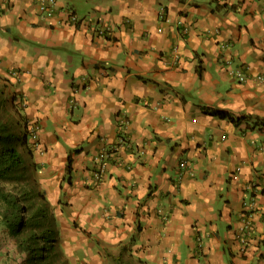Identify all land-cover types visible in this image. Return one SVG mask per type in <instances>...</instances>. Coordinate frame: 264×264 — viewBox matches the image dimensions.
<instances>
[{"label": "crops", "instance_id": "obj_1", "mask_svg": "<svg viewBox=\"0 0 264 264\" xmlns=\"http://www.w3.org/2000/svg\"><path fill=\"white\" fill-rule=\"evenodd\" d=\"M10 94L68 253L264 264V0H0ZM3 227L0 264H15Z\"/></svg>", "mask_w": 264, "mask_h": 264}, {"label": "trees", "instance_id": "obj_2", "mask_svg": "<svg viewBox=\"0 0 264 264\" xmlns=\"http://www.w3.org/2000/svg\"><path fill=\"white\" fill-rule=\"evenodd\" d=\"M8 100L0 97L1 222L15 239L16 249L25 253L28 264H66L63 232L56 214L45 192L36 187L33 180L30 181V174L24 167L18 144L21 108L16 107V98L8 107ZM215 114L235 119L224 110H217ZM28 127L25 123V135L30 133ZM113 257L116 264H133L121 252Z\"/></svg>", "mask_w": 264, "mask_h": 264}, {"label": "rangeland", "instance_id": "obj_3", "mask_svg": "<svg viewBox=\"0 0 264 264\" xmlns=\"http://www.w3.org/2000/svg\"><path fill=\"white\" fill-rule=\"evenodd\" d=\"M10 96H12V94H10V95H7L5 98H9V100H8V102H9V104H8V107H10V104L12 103V99H13V97H10ZM31 177V176H30ZM32 180H34L33 178H31V180L30 181H32ZM34 182V181H33ZM11 190H13V186H11ZM3 229V232H4V234L5 235H8L9 236V238H10V240H11V243L13 244V246H12V252H14L16 255L13 257V261H15V264H28L26 261H25V253H23V252H19L18 251V248L16 249V246H15V239L14 238H12L10 235H9V233L7 232V230H6V228L5 227H3L2 228ZM64 231H65V229H63ZM8 233V234H7ZM64 233V232H63ZM66 234H70V233H65V235ZM64 236V235H63ZM64 240L62 239V242H63ZM11 244V245H12ZM4 247H6L5 245H3ZM65 246V245H64ZM87 247L86 248H88V244L86 245ZM10 247V246H9ZM3 248V247H2ZM64 250H65V252H64V257L63 258H65V260H66V264H116V261H114L113 260V255L115 256H117L118 255V253L117 252H119V251H117L116 252V249L115 248H113L112 249V251H113V254L111 253V254H109V255H111L110 256V258L109 259H107V260H103L102 262H99L98 260H95V261H91L90 260V258H89V253H85L84 252V254L82 253V252H79V250H78V252H75V253H73V255H71L70 256V253H68V251H66V249L64 248ZM109 251V250H108ZM116 252V253H115ZM69 256V257H68ZM71 259V260H70ZM133 264H137L136 262H133Z\"/></svg>", "mask_w": 264, "mask_h": 264}, {"label": "built area", "instance_id": "obj_4", "mask_svg": "<svg viewBox=\"0 0 264 264\" xmlns=\"http://www.w3.org/2000/svg\"><path fill=\"white\" fill-rule=\"evenodd\" d=\"M52 3L55 2V0H51ZM77 20L78 16L76 14L72 15V20ZM179 22H182L181 20H179ZM105 31V29H101L100 33H103ZM228 44H226L227 46ZM225 63H227V66L229 65L230 70L229 72L234 75L237 79H239L240 81H245L247 79V74L245 72V70L243 69L242 66H236V67H232L231 63H232V59L227 58L225 59ZM259 79H263L261 76H258ZM39 126L36 125L35 127H31V135L32 138L35 140V144L36 146L39 144L38 141V132H39ZM105 156L104 154L100 155L98 159V167L95 168L94 170V177L96 179H100L104 174H106L108 172V164L105 161ZM180 168H182V170H190L191 171V165L190 163H188V161L186 159L181 160L180 164H179ZM247 225V224H246Z\"/></svg>", "mask_w": 264, "mask_h": 264}, {"label": "clouds", "instance_id": "obj_5", "mask_svg": "<svg viewBox=\"0 0 264 264\" xmlns=\"http://www.w3.org/2000/svg\"><path fill=\"white\" fill-rule=\"evenodd\" d=\"M18 99H20V98H18ZM29 130H30V133H29V134H30V136L32 137V135H31V129L29 128Z\"/></svg>", "mask_w": 264, "mask_h": 264}]
</instances>
